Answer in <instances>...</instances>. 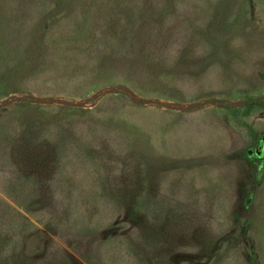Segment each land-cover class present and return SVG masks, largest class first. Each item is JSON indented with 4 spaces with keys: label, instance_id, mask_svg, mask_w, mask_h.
Instances as JSON below:
<instances>
[{
    "label": "rangeland",
    "instance_id": "obj_1",
    "mask_svg": "<svg viewBox=\"0 0 264 264\" xmlns=\"http://www.w3.org/2000/svg\"><path fill=\"white\" fill-rule=\"evenodd\" d=\"M264 0H0V264H264Z\"/></svg>",
    "mask_w": 264,
    "mask_h": 264
},
{
    "label": "flooded vegetation",
    "instance_id": "obj_2",
    "mask_svg": "<svg viewBox=\"0 0 264 264\" xmlns=\"http://www.w3.org/2000/svg\"><path fill=\"white\" fill-rule=\"evenodd\" d=\"M260 148H261L262 150L258 151V149H257V150H256V153H257V154H259V153L261 154V153L264 151V146H263V145H261ZM258 152H259V153H258Z\"/></svg>",
    "mask_w": 264,
    "mask_h": 264
},
{
    "label": "water",
    "instance_id": "obj_3",
    "mask_svg": "<svg viewBox=\"0 0 264 264\" xmlns=\"http://www.w3.org/2000/svg\"><path fill=\"white\" fill-rule=\"evenodd\" d=\"M260 150H262V149H258V151H260ZM259 153V152H258Z\"/></svg>",
    "mask_w": 264,
    "mask_h": 264
}]
</instances>
